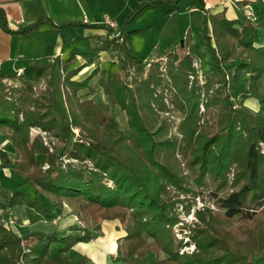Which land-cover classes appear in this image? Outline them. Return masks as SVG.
<instances>
[{
	"label": "trees",
	"instance_id": "16d2710c",
	"mask_svg": "<svg viewBox=\"0 0 264 264\" xmlns=\"http://www.w3.org/2000/svg\"><path fill=\"white\" fill-rule=\"evenodd\" d=\"M196 1L205 13L201 37L212 66L202 80L190 83L195 69L189 55L175 62L170 49L165 64L159 55L146 66L133 53L135 32L125 30L140 6L124 21L121 36L113 37L107 26L108 36L88 53L87 65L101 51L118 50V73L101 80L107 103L79 95L81 89L93 90L86 80H72L80 70L69 69L77 63L76 52L62 65L64 110L57 109L54 65L46 69L44 91L0 83V133L11 138L19 157L14 172L34 193L14 190L8 207L24 205L50 217L52 211L41 202L47 199L55 209L69 206L84 224L81 235L60 238L42 232L20 237L0 223V264H72L65 254L76 243L101 235L103 220L126 224L116 255L127 264H264V212L259 214L264 208V47L257 45L264 23L247 19L244 7L239 20L210 14L203 0ZM0 24L6 26L1 8ZM249 98L258 101V111L244 105ZM114 105L127 114V128L117 134L107 128ZM171 109L181 116L178 135L169 133L167 119H159ZM32 129L39 132L32 135ZM41 132L60 146L51 151ZM40 155L44 160H38ZM191 183L210 186L222 214L198 213L202 225L192 228L189 242L195 250L180 254L171 227L178 219L179 194L196 193ZM24 247L30 251L24 253Z\"/></svg>",
	"mask_w": 264,
	"mask_h": 264
},
{
	"label": "crops",
	"instance_id": "0c3cea01",
	"mask_svg": "<svg viewBox=\"0 0 264 264\" xmlns=\"http://www.w3.org/2000/svg\"><path fill=\"white\" fill-rule=\"evenodd\" d=\"M0 0V8L6 26L0 24V83L19 87L26 84L36 91L45 90L46 69L54 65L59 83L62 65L76 52L77 63L70 67L80 70L73 76L76 82L88 81L93 88L79 91L80 96L93 99L102 96L101 80L118 73V50L99 52L98 58L87 65L89 51L108 36V20L119 30L124 21L138 7L143 6L126 27L125 33L134 31L130 44L134 54L144 63L164 52L192 49L195 53H207L202 44V26L205 13L198 9L196 0ZM210 14L225 13L228 18L242 20L243 7L250 5L258 12L256 23H264V0H203ZM201 14V15H200ZM43 20L37 28H24ZM77 22L64 27L62 24ZM120 31V30H119ZM200 35V36H199ZM258 46L264 47V35ZM206 48V50H205ZM22 69L21 76H17ZM97 85V86H96ZM101 102H105V100ZM108 99V98H107ZM247 105L254 111L258 101L250 98ZM32 129V135L36 134ZM18 154L10 137L0 133V212L16 224L21 236L33 233H54L58 237L76 236L83 233V225L71 215L70 208L55 209L51 201L43 199V208L52 211L45 217L34 208L24 205L8 207L14 190H22L34 196L31 186L22 185V178L14 172ZM41 195V194H40ZM39 195V196H40ZM102 234L88 242L76 243L65 255L72 264H127L117 257L118 243L126 235L121 223L107 221L101 224Z\"/></svg>",
	"mask_w": 264,
	"mask_h": 264
},
{
	"label": "rangeland",
	"instance_id": "374dc122",
	"mask_svg": "<svg viewBox=\"0 0 264 264\" xmlns=\"http://www.w3.org/2000/svg\"><path fill=\"white\" fill-rule=\"evenodd\" d=\"M201 26L203 29L204 28L203 23L201 24ZM205 50H206V48H205ZM166 52L162 54V57H161L162 59H159L160 61L162 60L163 64H165L168 61V54H166ZM173 52H174L173 54L176 56L175 62L180 60L185 55H189L193 59V67L195 69V73H194V75L190 76V83H192L193 80H195V79H197V80L204 79L205 74L207 72L212 71L210 58H209V56L206 57L205 53H195L192 51V49H188V48H186V49L181 48L180 50L178 49L175 51L173 50ZM76 59H77V57H76ZM153 61H156V60L155 59H152L151 61L148 60L145 65L147 66V64H151V63H153ZM165 67H166V65H164V67H162L163 70L165 69ZM120 76L123 78L124 73L120 72ZM163 81L167 82L166 76L163 77ZM90 88H92V87H90ZM230 89L233 90L234 88L232 86H230ZM53 90H54V94H55L56 99H57V109L58 110H64V102L62 100V94H61L62 91L60 89L59 83H58V85L56 83ZM92 90H93V88H92ZM81 97H82V99H90L89 97H86V98H84V96H81ZM105 98L106 99L102 98V96H95V97H93L92 100H94L97 103H107L108 99H107V97H105ZM103 99L105 100V102H101V100H103ZM249 99H247V100H249ZM247 100L244 101V105L247 106L248 108H250L251 110H253L251 107H249L247 105V103H246ZM258 110H256V111H258ZM53 112L55 114H57V116H58V113L55 110H53ZM162 118L167 119V122L169 125V133L172 135H175V134L178 135L177 134V132H178L177 126L181 122V116H180L179 112L177 110H172L169 112H162L159 115V119H162ZM107 128L110 129L111 132L114 134H117L119 132L126 130V128H127V114L120 106H118V105L111 106L110 113H109V120L107 123ZM73 130H74V133L76 134V136L80 135V129L79 128H74ZM38 132L39 131L37 130L36 133H38ZM41 135L44 138L45 144L50 147L51 151H53L54 146H58V147L60 146V143L58 142V140H56L49 133H46V132L42 133L41 132ZM37 158H38V160L42 161V160H44L45 156L40 155ZM178 160H179V163L181 164V167H182V170L184 171V174H188L189 181H191V177L189 176V173L185 167V163L183 161V158L180 155L178 156ZM67 161L68 160H65V162H67ZM87 164L89 167H92L91 162L88 161ZM43 168L46 169L47 165H44ZM191 187L193 188L194 192H196L195 194H193V193H187V194L180 193L179 194V199H181L182 202L177 203V209H176L177 216L176 217L178 219H177V222L171 227L175 241H177L176 243L178 244L177 247H178V251L180 254H191L195 250V245L189 244V242L192 241V238L190 237L192 228H195L199 225H202V221L200 220L198 213H201V212L205 213L206 210H211V212L213 211V213H215V214H219V215L222 214V211L219 209L218 205L213 201V199L210 196V192H211L210 186L202 185L199 187L198 185L196 186V184L191 183ZM169 189L171 191V195L173 197H177L178 191H176L172 187H169ZM64 207L70 208L67 205H64ZM186 207L188 208V210L186 209ZM70 210H71V208H70ZM263 212H264V208H263V210H261L259 212V214L263 215ZM71 215H73V217L75 216L76 219L78 220L77 216L72 213V210H71ZM5 218H7V217L5 216ZM5 218H4V220H5ZM107 221H110V220H103L102 223L107 222ZM111 221H116V220H111ZM120 223H121V226L124 228V231H126V224L122 223V222H120ZM240 224H241V222L238 219H236L234 226L238 227V226H240ZM82 225L84 227L83 223H82ZM8 230H11L17 236L22 237L19 230H18V227L16 226L15 223H13L12 226ZM20 262H21V264H26L22 260H20Z\"/></svg>",
	"mask_w": 264,
	"mask_h": 264
},
{
	"label": "built area",
	"instance_id": "2783aa9c",
	"mask_svg": "<svg viewBox=\"0 0 264 264\" xmlns=\"http://www.w3.org/2000/svg\"><path fill=\"white\" fill-rule=\"evenodd\" d=\"M244 15L246 16L247 19H250L252 21H255V15H254V11L252 9V7L250 5H245L244 6ZM108 27L110 29H113V33H112V36L113 37H118V36H121L120 34V31L117 29V25L115 22L113 21H110L108 20L107 23ZM149 66V64H147ZM22 74V69H19L18 72H17V76H21ZM0 223L2 224V226L5 228V229H9L12 224H13V221L10 219V218H4L2 217V212H0ZM30 250L27 248V247H24V253H28Z\"/></svg>",
	"mask_w": 264,
	"mask_h": 264
}]
</instances>
